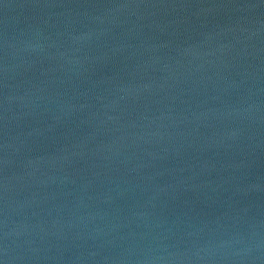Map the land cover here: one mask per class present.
I'll list each match as a JSON object with an SVG mask.
<instances>
[{
  "label": "water",
  "instance_id": "95a60500",
  "mask_svg": "<svg viewBox=\"0 0 264 264\" xmlns=\"http://www.w3.org/2000/svg\"><path fill=\"white\" fill-rule=\"evenodd\" d=\"M0 264H264V0H0Z\"/></svg>",
  "mask_w": 264,
  "mask_h": 264
}]
</instances>
